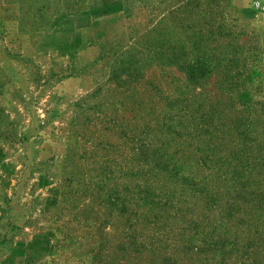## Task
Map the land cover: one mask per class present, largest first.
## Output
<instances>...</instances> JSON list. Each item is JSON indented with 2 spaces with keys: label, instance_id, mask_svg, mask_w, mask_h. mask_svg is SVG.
Wrapping results in <instances>:
<instances>
[{
  "label": "rangeland",
  "instance_id": "rangeland-1",
  "mask_svg": "<svg viewBox=\"0 0 264 264\" xmlns=\"http://www.w3.org/2000/svg\"><path fill=\"white\" fill-rule=\"evenodd\" d=\"M0 207V263L264 264V0H0Z\"/></svg>",
  "mask_w": 264,
  "mask_h": 264
},
{
  "label": "crops",
  "instance_id": "crops-1",
  "mask_svg": "<svg viewBox=\"0 0 264 264\" xmlns=\"http://www.w3.org/2000/svg\"><path fill=\"white\" fill-rule=\"evenodd\" d=\"M100 48L96 45L87 47L78 55V60L80 64L85 65L90 62H93L97 59L99 55ZM52 46H43L38 49H34V53L32 57H34L35 64L39 66L42 70L46 71L49 69L50 65H52ZM84 75H70L65 77L64 79H61L58 81L54 87L52 88V94H56L57 96V105L60 104V106H57L60 112H65L66 108L64 107V104L61 100L70 98L72 99V103L77 101L85 92L84 87ZM60 96V97H59ZM71 104V103H70ZM65 110V111H63ZM61 117V113H60ZM1 210V207H0ZM26 249V250H14L10 256L3 259L0 264H20L23 259H26L27 257H36L34 251Z\"/></svg>",
  "mask_w": 264,
  "mask_h": 264
}]
</instances>
